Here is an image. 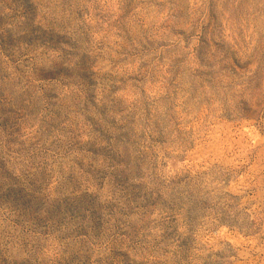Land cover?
Instances as JSON below:
<instances>
[{
  "label": "rangeland",
  "instance_id": "374dc122",
  "mask_svg": "<svg viewBox=\"0 0 264 264\" xmlns=\"http://www.w3.org/2000/svg\"><path fill=\"white\" fill-rule=\"evenodd\" d=\"M0 264H264V0H0Z\"/></svg>",
  "mask_w": 264,
  "mask_h": 264
}]
</instances>
